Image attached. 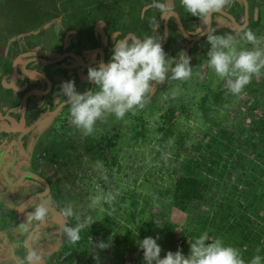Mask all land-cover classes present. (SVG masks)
Listing matches in <instances>:
<instances>
[{
	"label": "rangeland",
	"instance_id": "1",
	"mask_svg": "<svg viewBox=\"0 0 264 264\" xmlns=\"http://www.w3.org/2000/svg\"><path fill=\"white\" fill-rule=\"evenodd\" d=\"M93 1L0 0V30L9 34L10 44L18 51L20 47H28L44 56L47 49L61 45L63 37L65 41L73 29L78 30L77 33L70 32L74 43L88 46V34L84 33L86 23L79 17L93 13L92 5L88 6ZM105 1V12L113 9L111 15L125 25L116 31L134 30L144 38L156 36L154 27L161 20L150 14L159 10L153 0ZM159 2L187 18V31L195 34L206 27L207 23L198 17L189 22L190 14L181 6L180 0ZM249 2L250 25L247 29L261 39L264 48V0ZM226 8L233 13H244L245 9L246 13V4L243 6L240 0L238 3L233 0ZM99 14L102 13L96 16ZM175 17L173 15L172 19ZM214 17L210 30L213 34L235 36L244 31L233 26L228 28L219 13ZM257 19L259 22L254 26ZM166 21L164 19L165 26ZM104 23L100 22L99 27L104 28ZM141 23L147 28L138 29ZM158 30H162L160 25ZM171 31L165 52L169 57H177L181 50L185 51L191 57L192 76L187 81L167 80L154 86L145 106L137 109L135 114L129 112L123 119L108 115L97 121L94 132L88 136L70 123L69 112L51 120L59 126L53 127L52 132L44 125L37 126L44 120L30 118L34 124L32 140L38 149L49 153L59 148L55 155L57 159L50 161L51 158L44 156L47 160L44 163L48 165L46 174L58 184L53 197L56 206L62 209L71 204L80 217L79 221L76 216L63 223L57 221L60 226L55 225L53 230L63 227L66 222L74 226L89 216L96 221L90 229L81 231V239L74 245L67 241L62 231L60 235L51 231L48 239L46 234L43 243L39 240L35 244L42 255L40 264H68L66 260L72 253L75 257L70 264H98L93 259L92 241L107 242L110 237L112 243L108 249H96L100 255L99 264H144L143 251L138 248L136 239L159 235L157 242L162 246V257L167 251L177 249L187 255L188 240H194L204 232L212 239L220 238L225 244L238 248L246 264L257 254V248H260L259 255L264 257V70L253 77L240 95H233L227 91L225 81L208 67L210 45L206 35L190 43L173 21ZM109 36L115 35L111 32ZM0 40H3L1 33ZM99 41L102 40L99 38ZM113 44L114 40L112 46H105L110 45L112 52ZM237 47L252 48V45L239 40ZM63 70L59 74L62 84L76 80L75 70L71 71L69 67ZM89 85L88 81L85 87L89 88ZM47 132L53 142L58 139L59 146L67 143L66 148L50 143L40 146L39 136ZM64 151L68 155H62ZM32 163L39 165L33 160ZM183 175L199 178L203 191L201 198L183 202L178 196L176 186ZM254 177L263 184L262 197L256 199L254 187L250 185L251 181L257 182ZM109 193L110 202L105 199L94 208L89 207L91 197H107ZM155 220L159 221L160 227ZM8 222L13 223L10 214ZM3 236L0 232V239ZM180 240H183L182 244ZM16 248L17 256L24 257V244H18Z\"/></svg>",
	"mask_w": 264,
	"mask_h": 264
},
{
	"label": "clouds",
	"instance_id": "2",
	"mask_svg": "<svg viewBox=\"0 0 264 264\" xmlns=\"http://www.w3.org/2000/svg\"><path fill=\"white\" fill-rule=\"evenodd\" d=\"M232 2L233 0H180L184 10L193 16L191 20L198 17L205 24L212 14L213 19L214 13L221 15V12L226 7H230ZM153 4L162 13V18L167 19L168 5L159 0H153ZM179 19L185 28L187 22L184 20L186 19L184 15L178 14L171 21L181 31ZM171 21L166 23L168 31H171ZM158 22H161L162 33L164 22L163 20ZM158 29L159 25L156 24L154 33H158ZM149 30L153 33L151 28ZM133 31L126 32V36L134 34L136 37L125 38V36L124 39L114 40L112 55L107 63L99 62L98 67L88 68L87 79L90 84L95 85L94 88L89 87L83 92L77 91L74 80L63 82L60 86L59 94L70 105V123L81 130L84 136L91 135L97 121L106 119L108 115L123 119L129 112L135 114L137 109L145 106L154 86L163 84L167 80L187 81L192 76L191 57L185 51L181 50L177 57H169L164 49L167 44V40L163 43L164 35L158 34L144 38ZM185 31L191 35L186 28ZM199 35H206L207 43L210 45L207 51L208 67L217 77L225 81L226 89L231 94L240 95L251 83L253 77L259 76L264 70L262 41L251 29L237 33L235 36L213 34L211 31H202ZM239 40L251 44L252 48H238ZM110 45H108L109 48L112 46ZM111 198L110 193L107 197L101 195L91 197L89 207L94 208L105 199L110 202ZM60 214L65 217L66 221L71 220L73 216H76L77 221L80 220L71 204L61 209ZM51 215L52 211L48 202L42 200L27 213L26 221L17 227L18 232L26 237L24 241L26 254L19 259L18 264H40L41 252L32 244L40 239L41 226L49 223ZM95 222L90 216L74 226H69L66 222L61 231L67 237V241L74 245L81 239V231L86 228L90 229ZM155 222L160 227L159 221L155 220ZM159 238L157 235L155 238L147 236L142 240L136 239L138 248L143 251L144 264H246L238 248L225 244L220 238H210L207 232L194 240H188L190 249L187 255L182 249H177L167 251L162 257V246L157 242ZM92 243L93 259L99 264L100 255L96 249H108L112 238L110 237L107 242L92 241ZM256 252L257 254L247 264H262L264 257L259 255L260 248H257Z\"/></svg>",
	"mask_w": 264,
	"mask_h": 264
},
{
	"label": "flooded vegetation",
	"instance_id": "3",
	"mask_svg": "<svg viewBox=\"0 0 264 264\" xmlns=\"http://www.w3.org/2000/svg\"><path fill=\"white\" fill-rule=\"evenodd\" d=\"M235 1H237L238 3L239 0H235ZM240 1L243 6H244V3L246 4V13L248 12L249 14V9L251 7V3L249 2L250 0H240ZM148 5H151V4H148ZM92 7H93V13L90 14V16L92 17L96 16L98 15L99 12L102 14H99V16H96L95 19H87V18H90L88 17L87 14H85L86 17L85 15H82L79 17L80 20H82V23L85 24L86 22L87 29L84 31V33L86 32L88 34V38H87L89 40L87 43L88 46L84 44L81 46L79 43L75 44L74 40L70 43L68 42L69 39L71 38L70 37L71 34L77 33L78 31L77 29L75 30L73 29L70 31L71 34L70 32L68 33L65 41H64L65 36L63 37L61 45H59L57 48H51L49 51L47 49L46 56L41 55V54L37 55V51L35 52V54H33L31 53L32 51L28 47L26 48V50H24L23 52H19L16 55V58H17L18 55L26 53L25 55H22L23 58L20 56L22 58V62L24 61L25 63V67L35 69L43 73L51 81V85L49 84L47 78L42 77V76H40L41 77L40 80L32 81L31 78L25 74L21 65L17 67L18 76H16V79H15V82H18L20 84L18 88L12 84V79H14L13 74L10 75L9 73H6V75L10 76L9 83L6 84L3 81H1L0 83V117L4 116V118H0V161L4 163V164L1 163L2 171L4 170L6 165H10V166L13 165L14 173L18 176L19 182H22L28 185L30 183L28 187L29 193H27L26 197L23 200H21V202L19 203L17 207H14L16 208V213L18 217H19L18 209L21 203H23L33 194L46 191V185L39 179L27 176L26 174L28 172L37 173L41 177L45 178L50 186V191L48 194L35 198L33 201L29 202L26 207L27 212H29V211H32L33 207L37 203H40L42 200L48 202V206L50 207L52 211V215H51L49 223L47 225L41 226L39 240L42 243L43 241H45L44 239H45L46 234H47L46 239L51 237V233L53 231H57L59 233L58 235H60V232H61L60 229H62V227H58L56 228V230H53V229H55L56 227L55 225L60 226V224H57V221H61L62 223L65 221V217H63L60 214L61 209H59V207L56 206V203L54 202L55 200L53 198L54 193L57 190L58 184L56 181H53L51 177L47 176L46 172H47L48 165H47V162L44 163L45 161H47L45 160L46 158H44V156L46 157V155L47 157H49V159L51 158L50 161L57 159L55 155H58L59 148L56 149L55 151L50 150L49 153L39 150L37 144H36L37 147L35 148L36 145L34 144V141L32 140L34 138L32 134V126L34 124L32 125L30 118L32 117V118H38V119L44 120L43 123H38L37 126L41 128L44 125L50 130V132H52L51 129L53 127L59 128V126L55 125V123L51 122V120H54V118L60 116L61 114L65 112H69V108H70V105L66 103L65 98L59 94L60 86L62 85L59 74L61 75L63 73L64 67H69L71 71L72 70L76 71V75H75L76 89L77 91L83 92L84 90L87 89L85 85L88 84V80L86 79L88 68L90 66L98 67L99 62H103L104 60V62L107 63L111 58V55H112V52L110 50L111 48L105 45L111 44L113 40L115 39H124L127 33H131L130 31H128L127 33H124V35H122L123 31H120V32L116 31V29L122 30V28L125 25L123 24V21L121 19H117L118 17L111 15L113 12V9H110L109 12L107 11L105 12L107 8V2L105 0H101L100 3L95 2L94 6ZM224 10H226V12L232 13L233 16L237 20L236 22L239 25H241L239 27L236 22L231 21V19L228 18L225 14L221 13V17L225 21L224 24L228 26V28L233 26L238 30H245L247 29L248 25H250V22H249L247 23V25L242 27L243 23H245V20H246L245 9L243 11L245 13V17H244V13H239L240 11H238L237 13H233V10L231 11V9L230 10L224 9ZM156 14L157 13L155 12V15ZM240 16H242V18ZM159 17L160 16H158L157 18ZM192 17L193 16H189V19L191 20ZM171 20L173 19L171 18ZM184 20L188 22L187 18ZM104 21H106V23H104ZM100 22H103L105 24V27L102 26L104 28L99 27ZM213 23L214 21H212V26H213ZM224 24H222V26H224ZM139 28L143 30V29H146L147 27L145 28L143 26V23H141L140 27L138 26V29ZM203 29H201V31L195 34L191 33V35L196 36L200 34L202 31H204ZM111 32H113V34L115 35L113 38L109 36ZM179 32L183 36L180 30ZM158 34L164 35V38H165L166 36V26L165 25L163 26V32L161 33V31L158 30V33L156 32L155 35H158ZM171 35H172V32L168 31V34H167L168 38H167L166 43H169V41L171 40ZM93 36L95 39H93ZM99 38L102 41H99L98 43ZM185 38L187 37L185 36ZM200 39H197V40H200ZM193 41L189 40L190 43ZM101 42H103L105 45H102ZM13 48H15V46L14 44H11L9 50L11 51ZM70 52L78 54L88 65H83L77 58L71 55H66L65 57H63L64 54L70 53ZM31 58H43L45 60L35 59L32 62H27V60ZM34 62H43V64L39 65L38 63H34ZM8 65L11 68L10 73H14L15 72V59H12V60L9 59ZM19 75H24V78L20 77ZM89 87L94 88V84H90ZM34 89H38L41 91L40 93L32 92ZM2 100H6L5 104H7V107H4L5 104H3ZM25 100H26V105H24ZM60 105L62 106L59 109L58 113L52 114V112L55 111ZM17 113L18 115L16 117L15 114ZM23 113H25L24 114L25 122H22ZM14 119H17L19 123L17 124L14 121ZM58 134L59 133L57 132V136ZM49 135L50 133L47 132L46 134L43 133L42 135L39 136L40 141H41L40 146L44 145L42 143H45V145H48V143H50L60 148H66L67 143L63 145L61 144V146H59L58 139H55V141L53 142L51 138H48ZM7 149L9 150V155H7L8 156L6 158L7 160H4L3 154L6 155L5 152ZM62 155H65V156L68 155L67 151H64ZM41 158H43L44 160H39ZM32 160L34 163L37 162V164H39L38 165L39 167L36 166V164H33ZM18 180L13 181V185H16L18 183ZM17 186H20V185H17ZM19 221H20V217H19ZM25 239L26 237L24 236L23 243ZM35 244H37V241L34 242L32 246L35 247Z\"/></svg>",
	"mask_w": 264,
	"mask_h": 264
},
{
	"label": "crops",
	"instance_id": "4",
	"mask_svg": "<svg viewBox=\"0 0 264 264\" xmlns=\"http://www.w3.org/2000/svg\"><path fill=\"white\" fill-rule=\"evenodd\" d=\"M169 9L171 10H169V13L167 14L166 23H170L171 18L174 14H177V15L182 14L174 8L173 9L169 8ZM155 11L157 15H155V12L154 14L150 12L153 18L158 19V20H164L162 18V13L158 10H155ZM158 16L160 17L157 18ZM214 20H215V17L213 21ZM158 23L159 25L161 24V22H158ZM201 24L203 25V23ZM0 33L3 36V40H0V83L1 81H3L6 84L9 83L10 76L6 75V73H9L10 75L13 74L14 79H12V84L18 88L20 84L18 82H15L16 76H18L17 67L21 65L23 68L25 63L24 61L22 62V58H23L22 55H21L22 58L20 56L16 58V55L19 53V51L23 52L24 50H26V48L20 47L18 48L19 51L13 48L10 51L9 48L11 46L10 42L12 41V39L10 38L7 32L2 33V31L0 30ZM69 41L72 42L73 39L70 38ZM31 53L35 54V51H32ZM9 59L10 60L15 59V72L14 73H10L11 68L8 65ZM34 63H38V62H34ZM26 75H28L32 81H38L41 78L40 76H37V75H31V74H26ZM19 76L24 78V75H19ZM2 101H3V104L6 103L5 102L6 100H2ZM4 107H7V104H5ZM17 115L18 113L15 114L16 117ZM0 118H4V116H1ZM5 153L6 155L3 154L4 160H7L6 158L8 157L7 155H9V150L7 149ZM1 163L4 164L3 162L0 161V232H3L4 236L3 238L0 239V264H18V261L20 258L17 256L19 252L16 246L18 244H24L23 243L24 235H21L17 230V227L20 225V221L16 213V208L14 207H17L19 203L21 202V200H23L26 197L28 193L27 188L29 187L30 183L29 185L28 184H23L20 186H17V184L13 185V181L18 180V176L14 173V170H13L14 166L6 165L5 168L7 169V171L5 173V168L3 170L4 172L2 171ZM6 174L8 178L10 179V181L6 177ZM4 177L9 182H7L4 179ZM8 214L12 216L13 223L8 222ZM15 259L17 260V262H15Z\"/></svg>",
	"mask_w": 264,
	"mask_h": 264
},
{
	"label": "water",
	"instance_id": "5",
	"mask_svg": "<svg viewBox=\"0 0 264 264\" xmlns=\"http://www.w3.org/2000/svg\"><path fill=\"white\" fill-rule=\"evenodd\" d=\"M221 13L225 14L228 18H230L233 22H236V18L233 16V14L229 13V12H226L225 10H223ZM177 16V14H175ZM213 15V14H212ZM212 15L211 17L209 18L208 22H207V26L205 28V30L203 32H208L210 31L211 29V26H212V21H213V18H212ZM237 23V22H236ZM247 23H249V14L248 12L246 13V20H245V23L242 25V27H244L245 25H247ZM179 24H180V27H181V31L182 33L189 39V40H197V39H200L202 38L203 36L205 35H196V36H192V35H189L186 31H185V28L183 26V23L181 22V20L179 19ZM237 25L240 27L241 25H239L237 23ZM167 34H168V26H166V36H165V39L163 41V43H165V41L167 40ZM130 37H136L134 34H129L128 36H126L125 38H130ZM162 43V44H163ZM66 55H71L75 58H77L83 65H88L87 63H85V61L78 55V54H75V53H66L63 55V57H65ZM35 59H41V60H45L43 58H31L29 60H27V62H32L33 60ZM104 62V60H103ZM23 71L26 73V74H31V75H37V76H42V77H45L47 78L43 73H41L40 71H37L35 69H30V68H26L25 67V64L23 66ZM49 84L51 85V81L47 78ZM41 90H38V89H34L32 92H38L40 93ZM30 94V93H29ZM26 105V100H25V104ZM62 105H60L55 111L52 112V114H57L59 109L61 108ZM25 113L22 114L23 116V120L22 122H25ZM14 121L18 124V120L17 119H14ZM7 169L5 168V173H6ZM27 176H30V177H34L36 179H39L41 180L45 185H46V191L44 192H39V193H36V194H33L31 195L27 200H25L23 203H21V205L19 206V209H18V213H19V217H20V224L23 223L24 221H26L27 219V216L26 214L28 213L27 210H26V207L28 205L29 202L33 201L35 198L37 197H41V196H44L46 194L49 193L50 191V186H49V183L47 182V180L43 177H41L40 175H38L37 173H34V172H28L26 174ZM6 177L8 178L7 174H6ZM8 180L10 181V179L8 178ZM19 210H23L22 212L19 211Z\"/></svg>",
	"mask_w": 264,
	"mask_h": 264
},
{
	"label": "trees",
	"instance_id": "6",
	"mask_svg": "<svg viewBox=\"0 0 264 264\" xmlns=\"http://www.w3.org/2000/svg\"><path fill=\"white\" fill-rule=\"evenodd\" d=\"M65 1H67V0H65ZM95 2L100 3L101 0H95V1H93L92 4H90L88 6H91V5L94 6ZM88 17L92 18V16H90V15H88ZM90 18H87V19H90ZM258 22H259V19L255 20L253 25L257 26ZM254 180H256V177H254ZM256 181L257 182L251 181L252 183L250 184L252 187H254V193H255V194H253L254 199L262 197V185L263 184L260 180H256ZM22 184H24V183L19 182V181L17 183V185H22ZM176 192H177L178 196L181 197L183 202L184 201L188 202V201H191L193 199L201 198L203 196L202 186H201V182H200L199 178L196 176H190V175H183L179 178V180L177 182V186H176ZM262 199H264V198H262ZM74 257H75V253H72L68 256V258L66 260L68 262V264H70V262L74 259Z\"/></svg>",
	"mask_w": 264,
	"mask_h": 264
},
{
	"label": "built area",
	"instance_id": "7",
	"mask_svg": "<svg viewBox=\"0 0 264 264\" xmlns=\"http://www.w3.org/2000/svg\"><path fill=\"white\" fill-rule=\"evenodd\" d=\"M180 243L182 244L183 243V240H180Z\"/></svg>",
	"mask_w": 264,
	"mask_h": 264
}]
</instances>
